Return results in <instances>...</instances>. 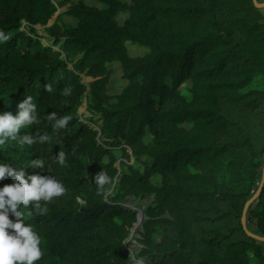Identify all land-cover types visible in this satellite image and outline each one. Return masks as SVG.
Listing matches in <instances>:
<instances>
[{"label":"trees","instance_id":"1","mask_svg":"<svg viewBox=\"0 0 264 264\" xmlns=\"http://www.w3.org/2000/svg\"><path fill=\"white\" fill-rule=\"evenodd\" d=\"M94 2L0 0V31L10 36L0 43V115H17L30 96L39 119L18 134L36 142L6 140L0 163L23 169L25 179L49 175L67 190L43 215L21 207L42 240L36 264H264V242L242 227L264 163V7ZM58 8L65 10L46 38L38 35L34 26H47ZM128 45L143 55L131 56ZM118 70L123 85L112 95ZM84 100L86 119L78 113ZM52 112L72 119L54 131ZM37 158L44 168L32 167ZM100 171L113 181L103 195L94 181ZM11 183L6 177L0 187ZM245 226L264 239V186Z\"/></svg>","mask_w":264,"mask_h":264},{"label":"clouds","instance_id":"2","mask_svg":"<svg viewBox=\"0 0 264 264\" xmlns=\"http://www.w3.org/2000/svg\"><path fill=\"white\" fill-rule=\"evenodd\" d=\"M10 39L3 31H0V43H6ZM45 91L51 92L52 86L45 85ZM71 93L70 88L63 90V95ZM18 113L13 116L11 113L0 115V145L6 140H17L22 128L38 124L37 106L33 103L32 97H26L18 105ZM52 124L53 130L57 131L67 126L72 119L70 115L57 117L56 112L47 115ZM48 139L47 136L39 137L41 143ZM36 141L30 135L19 136V143L29 145ZM65 153L59 152L56 162L63 166L65 164ZM33 168H44L45 160L37 158L31 162ZM11 177L13 183L0 187V264H36L42 259L44 253L40 247L42 240L40 235L33 230L30 224L25 223V213L21 207L32 206L33 212L43 215L47 212L44 205L51 203L54 199L66 193L65 186L49 175H33L25 179L23 169H15L7 164L0 163V180ZM97 187V194L103 195L112 191L113 181L106 172L100 171L94 177ZM14 217L13 219H10ZM136 264H143L137 260Z\"/></svg>","mask_w":264,"mask_h":264},{"label":"rangeland","instance_id":"3","mask_svg":"<svg viewBox=\"0 0 264 264\" xmlns=\"http://www.w3.org/2000/svg\"><path fill=\"white\" fill-rule=\"evenodd\" d=\"M54 1H58V0H54ZM87 3H89V4H92V5H94L95 4V2H94V0H85ZM122 1H127V0H122ZM65 9L64 8H59V13L60 12H62V11H64ZM57 15H59V14H56V16H54V18H52L49 22H48V24H47V26H36V31H37V33H38V35H40V36H42V37H45L46 38V36H47V33H46V28L54 21V19H55V17H57ZM120 18V19H119ZM118 18V20H123L125 17L124 16H122V17H119ZM62 22L63 23H70V22H72V20L70 19V18H68V17H62ZM25 25V24H24ZM52 25V24H51ZM22 29L23 30H25V27L24 26H22ZM42 42H44L45 44L46 43H49L48 42V40H46V39H42ZM128 52H129V54L131 55V56H142L143 55V51L142 50H140V49H138L137 47H135V46H133V45H128ZM88 80L89 79H87V78H83V81L84 82H88ZM122 85H123V81H121V77H120V70H118L115 74H113V76L111 77V81H110V85H109V92L112 94V95H114V94H117V93H119V91L121 90V87H122ZM187 85H189V83L187 84ZM78 113H79V115H80V117H82V119H86V118H88L89 117V113L87 112V110H86V101L84 100V103H83V105L79 108V110H78ZM146 201H144V203H143V206H145L146 205ZM127 206L128 207H131V208H134L133 206H131V204H127ZM134 209H136V210H140L141 208H134ZM138 213V212H137ZM135 226V225H134ZM141 229V228H140ZM140 238V236H139V229L137 230V231H135V232H133V230H132V233H131V235H130V237H129V239H128V246H129V249L131 250V255H132V253L133 254H135L134 253V250L135 249H137L138 247H139V244L137 243V239H139Z\"/></svg>","mask_w":264,"mask_h":264},{"label":"water","instance_id":"4","mask_svg":"<svg viewBox=\"0 0 264 264\" xmlns=\"http://www.w3.org/2000/svg\"><path fill=\"white\" fill-rule=\"evenodd\" d=\"M253 2L259 8H263L264 7V3L258 4L256 0H253ZM263 186H264V163H263V167H262V177H261V181H260V184L258 186V189L254 193V195L245 203L244 208H243V212H242V227H243V229L246 231V233H247L248 236H250V237H252L254 239H258V240H260L262 242H264V239H261L258 236H255V235L251 234L250 232H248L246 230V226H245V215H246V212H247V209L249 208V206L252 203H254L258 199V197L260 196V193H261V190H262ZM140 212L141 211H138V215H137L138 216L137 217L138 220H139V213ZM140 214H141V223H142L143 215H142V213H140ZM138 220H137V222H138ZM141 223H140V228H141Z\"/></svg>","mask_w":264,"mask_h":264},{"label":"crops","instance_id":"5","mask_svg":"<svg viewBox=\"0 0 264 264\" xmlns=\"http://www.w3.org/2000/svg\"><path fill=\"white\" fill-rule=\"evenodd\" d=\"M52 1H54V0H52ZM56 14H59V8H58V12H57ZM56 14H55V16H56ZM57 16H58V15H57ZM53 18H54V17H53ZM56 18H57V17H55V19H56ZM55 19H54V21H55ZM54 21H53L51 24H53ZM51 24H50V25H51ZM50 25H49V26H50ZM36 26H39V25H36ZM36 26H34V28H36ZM49 26H48V27H49Z\"/></svg>","mask_w":264,"mask_h":264},{"label":"bare ground","instance_id":"6","mask_svg":"<svg viewBox=\"0 0 264 264\" xmlns=\"http://www.w3.org/2000/svg\"><path fill=\"white\" fill-rule=\"evenodd\" d=\"M140 217V216H139ZM137 224V223H136Z\"/></svg>","mask_w":264,"mask_h":264}]
</instances>
